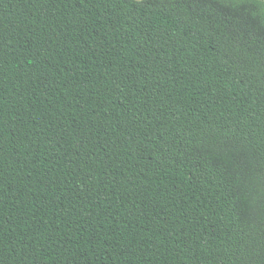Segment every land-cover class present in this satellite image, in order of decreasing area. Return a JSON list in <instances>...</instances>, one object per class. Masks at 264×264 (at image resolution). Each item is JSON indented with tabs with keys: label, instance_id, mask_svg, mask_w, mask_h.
Masks as SVG:
<instances>
[{
	"label": "trees",
	"instance_id": "obj_1",
	"mask_svg": "<svg viewBox=\"0 0 264 264\" xmlns=\"http://www.w3.org/2000/svg\"><path fill=\"white\" fill-rule=\"evenodd\" d=\"M0 264H264V0H0Z\"/></svg>",
	"mask_w": 264,
	"mask_h": 264
}]
</instances>
